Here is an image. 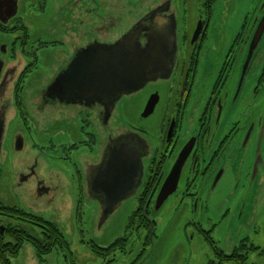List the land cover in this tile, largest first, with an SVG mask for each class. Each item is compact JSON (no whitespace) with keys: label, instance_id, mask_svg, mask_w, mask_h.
Masks as SVG:
<instances>
[{"label":"flooded vegetation","instance_id":"1","mask_svg":"<svg viewBox=\"0 0 264 264\" xmlns=\"http://www.w3.org/2000/svg\"><path fill=\"white\" fill-rule=\"evenodd\" d=\"M225 2L233 7V27L219 21ZM263 17L264 0H0V96L10 97L14 111L24 115L29 79H49L38 103L43 110L54 109L56 120L73 113L77 141L61 146L62 155L77 154L85 162L78 175L80 202L100 206L106 224L120 206L137 201L121 234L106 246L91 245L88 264H161L163 238L157 231L169 222L192 229L190 240L196 234L204 239L214 256L207 264L221 263L219 251L234 256L242 250L248 263L250 252L261 251L246 237L227 253L212 235L216 224L210 213L237 192L247 193L257 163L245 174L247 160L263 151L264 34L251 53ZM154 33L176 38L168 78L126 93L113 110L106 101L76 98L78 88L69 101V86H83L84 74L88 82L90 48L106 49L129 37L145 48ZM6 113L0 115V140ZM25 140L21 134L19 152ZM178 163V185L158 204ZM256 169L264 170L263 162ZM42 184L37 188L41 195L48 191ZM204 222L212 228L205 229ZM25 224L41 236L39 223ZM62 250L73 255L70 246Z\"/></svg>","mask_w":264,"mask_h":264},{"label":"rangeland","instance_id":"2","mask_svg":"<svg viewBox=\"0 0 264 264\" xmlns=\"http://www.w3.org/2000/svg\"><path fill=\"white\" fill-rule=\"evenodd\" d=\"M232 9L226 2L221 9L219 21L222 20L225 26L230 24L233 27L236 23L230 18L234 13ZM28 83L27 93H23L24 115L14 111L16 105L10 97L4 99L0 96V115L7 111L0 140V204L18 206L58 224L70 242L73 255L58 248L39 260L33 246L26 243L19 256L11 259V264H88L91 245L106 246L116 234H121L126 218L138 207L137 201L120 206L115 219L106 224L100 206L89 200L80 202L78 175L84 173L85 162L77 154L62 155L64 145L77 141L73 113L60 114L63 117L56 120L54 109L43 110L44 105L38 103V94L50 83L49 79L32 76ZM21 134L26 140L25 149L19 152L16 143ZM34 142L37 148L33 146ZM249 157L245 174L250 164L257 161L255 154ZM260 157L264 165V142ZM33 169L36 171L32 175ZM228 181L233 184V177L230 176ZM40 183L48 189L42 195L37 189ZM210 214L216 224L212 235L217 245L229 253L240 240L250 237L262 248L250 252L249 264H264V170L256 174L247 193L237 192L221 205H216ZM203 225L206 229L212 228L213 224L204 222ZM157 233L163 238L161 264H207L214 259L204 239L196 234L190 240L193 230L186 231L182 223L163 224Z\"/></svg>","mask_w":264,"mask_h":264},{"label":"water","instance_id":"3","mask_svg":"<svg viewBox=\"0 0 264 264\" xmlns=\"http://www.w3.org/2000/svg\"><path fill=\"white\" fill-rule=\"evenodd\" d=\"M262 20L252 40L251 53L258 46L259 40L264 34V17ZM130 38L106 49L95 46L90 48V51L87 52V61H85L88 70L86 75L88 82L85 81L84 74L83 86L72 84L75 87L71 88L72 85L69 84L70 86L65 94L70 102L74 100L73 96H76L73 90L78 88L80 95L77 94L76 98L80 97L83 100L88 97L92 102L99 103L106 101V108L113 110L118 100L126 93H134L144 88L149 82L157 81L160 78H168L173 68L177 46L175 45L176 38L174 36L162 37L155 34L154 37L149 39V43L145 48L141 46L138 39L131 40ZM164 50L166 51L163 52ZM163 55L168 57L164 59L162 58ZM66 78L70 82L68 75ZM149 108L151 111L152 108ZM257 159L253 174L254 181L257 174L256 168L263 161L261 157ZM110 162L111 160L107 161L105 172L108 171ZM182 163H178L173 169L172 175L162 189L158 204H162L176 189L181 175ZM102 178L103 176L100 177V179Z\"/></svg>","mask_w":264,"mask_h":264},{"label":"trees","instance_id":"4","mask_svg":"<svg viewBox=\"0 0 264 264\" xmlns=\"http://www.w3.org/2000/svg\"><path fill=\"white\" fill-rule=\"evenodd\" d=\"M25 223L32 225L39 223L41 225V236L35 237L36 235L30 230L31 227L26 226ZM2 227H5L4 233H2ZM33 239H36V242H33ZM26 241L33 244L35 254L41 259L51 254L54 249H69L70 246V242L66 240L54 223L45 221L37 215L29 214L27 211H22L16 206L10 207L0 204V264H11V259L19 255ZM217 256L221 261L219 264H228L229 262L249 264L248 254H242V250H239V254H234V256H227L219 251Z\"/></svg>","mask_w":264,"mask_h":264}]
</instances>
